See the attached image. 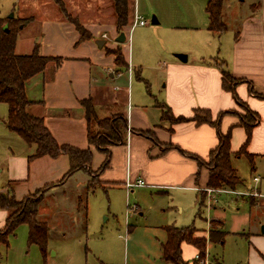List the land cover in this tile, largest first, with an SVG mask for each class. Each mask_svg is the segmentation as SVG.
<instances>
[{
	"label": "rangeland",
	"instance_id": "1",
	"mask_svg": "<svg viewBox=\"0 0 264 264\" xmlns=\"http://www.w3.org/2000/svg\"><path fill=\"white\" fill-rule=\"evenodd\" d=\"M132 1L129 0V26L133 22ZM59 2L62 7L58 6ZM133 2L136 14L146 23L145 26H137L153 27L158 29V34L154 35L144 48L138 49L137 55L144 61L145 66H137V74L134 71L129 75L127 73L129 67L121 71H126V76H132L130 78L134 93L143 101L145 110H148L150 115H158L162 110L159 107L162 99L160 94H164L163 86L166 84L165 80H161L159 66L167 63L171 58H176L177 55L171 44H178L177 49L182 51L189 46L193 53L204 55L206 61H210L211 57L220 67V62H223L226 53L223 37L226 35L211 32L214 35H208L205 29L204 36L187 29H169L171 15L174 14L173 18H175L178 12L181 21H184L181 13H188L189 19L193 15L197 23L201 21L206 24L207 16L204 8L207 0H134ZM62 9L79 24L86 27L95 25L102 29V39L92 37L95 40L105 41L102 49L105 46L110 49L119 46L115 44L118 34L111 0H0V18H8L12 15L13 18L22 20L21 24H24L19 27L17 36L19 53L28 54L30 45L34 43L37 44L38 54H43L40 46L45 42L42 34L46 29L49 33L45 34V39L65 48V34L56 29L54 32L50 31V28L54 29L57 20L66 21ZM153 18L158 23H152ZM106 26H112V32ZM129 29L123 32L125 35L123 44L126 48L125 59L127 61L129 56L130 65L132 51L136 46L133 49L131 38L126 41V33ZM162 29L165 31H160ZM131 31L127 36L130 34V37L132 36ZM58 36L62 39L60 40ZM200 39H204V42ZM62 51L63 54L67 53L65 50ZM135 59L137 60V57L133 55V62ZM223 68L225 67L222 66ZM102 76L105 88L112 91L113 95L116 93L112 88L116 87L121 88L119 94H125L128 86L125 80H113L105 73ZM126 76L124 78H127ZM40 78L41 76L35 77L27 85V88L31 85L27 92V96L31 99L33 94L36 99H42L43 84L39 83ZM101 97L103 96L98 94L92 99L98 119L107 118L110 113H122L121 111L125 109L126 102L118 100L115 103L113 100L105 101ZM27 110L28 114L35 116L38 115L36 112L41 110V107L35 106ZM6 115L7 107L0 103V122L6 118ZM91 131L93 135L101 132L95 124H92ZM14 136V142L12 135L7 140L0 137V194L3 198H13L18 201L40 187L39 191L44 195L38 205V221L47 223L48 232L44 256L38 245L28 242L27 225L19 224L7 237L6 244L0 243V264H165L161 260L160 250L166 240L164 227L178 229L193 227L197 231H206L211 219L222 221L223 231L227 234L223 245H210L202 264H239L238 259H242L243 264H247V252L250 249L248 235L255 232L261 234V229L264 227V179L260 180L258 173L251 172L252 167L246 159L235 161L233 157L231 158V165L236 168L237 176L243 181L234 191L238 194L215 191L211 194L212 198L208 199L207 193H204L202 196L205 199L198 211L195 194L190 197H179L182 193H177V202L172 200V192L157 193L156 190L147 189L146 185L141 189H133L132 192H126L120 184L111 185L107 181L93 189L88 187L91 178L96 179L100 167H102L99 170L101 175L105 174L104 177L100 175V179L104 181L116 179L121 170L119 163L113 165V170L110 169L112 165L109 161L103 165L106 154L96 148L91 149L95 161L91 162L89 173L75 172L65 177L60 185L50 187L56 185L57 181L62 180L63 175H66V172L60 173L59 167H56L57 170L51 167L49 172L44 171L43 167L38 168L37 173L32 170L31 176L36 180L35 183L32 180L27 183L15 181L7 184L6 157L14 153L18 160L28 161L34 153V147H27L17 135ZM97 159L98 163H96ZM55 172L60 175L56 177ZM255 177H258L261 183H254ZM44 181L49 186H42ZM257 189H260L263 196L258 197L255 192ZM253 193H256L257 199L251 204L248 197ZM6 214L7 219L8 213ZM6 219L0 220V231L4 229Z\"/></svg>",
	"mask_w": 264,
	"mask_h": 264
},
{
	"label": "crops",
	"instance_id": "2",
	"mask_svg": "<svg viewBox=\"0 0 264 264\" xmlns=\"http://www.w3.org/2000/svg\"><path fill=\"white\" fill-rule=\"evenodd\" d=\"M133 1L134 22L137 14ZM181 14L184 16V21H181L179 12L175 18H173L174 14L171 15L168 23L169 29H187L195 33L198 32L201 36H204L205 29L209 33L208 35H214L207 30L208 21L206 24L201 21L197 23L193 15L189 19L188 13ZM222 20L227 26V30L222 33V35H226L223 36L225 38L224 48H226L223 57L225 68L223 69L232 78L239 81L234 88L236 97L245 103L249 110L256 113L259 118L258 123L250 131V138L245 145L246 154L241 153L240 156L232 157L235 161L241 158L246 159L252 167L251 172L258 173L257 176L260 180L261 178L263 180L264 99L257 98L253 93L264 94V0H223ZM82 26L95 39H102L103 32L98 26ZM55 29L65 34L66 44L65 48H62L56 42L45 39V34L49 33L47 29L42 34L45 42L41 44L42 49L40 46V51L43 50L41 55L62 58L59 63H48L44 72L35 76H41L38 81L43 84L42 99H36L34 94L32 99L27 96L28 89L31 86L27 88V85L35 77L26 84V97L32 102H41V104L32 106L41 107V110L36 112L38 115L34 117L43 119L45 126L59 144H67L79 149L89 147L93 150L95 147L88 143L87 126L81 101L87 98L94 99L96 95L101 94L103 96L101 98L105 101L113 100L116 103V101L121 100V102H126L125 109L121 111L122 113H110L107 118H103L113 119L115 116L122 115L126 119L127 128L122 133V143L107 148L110 156L109 163L112 165L110 169L113 170L114 164H121L118 177L104 181L99 176L100 181L102 183L107 181L111 185L120 184L126 192H132L133 189L141 188L134 186L127 189V184H135L140 180L144 182L147 189L156 190L157 193L168 194V191L172 192L173 201H177V193H182L179 197H190L195 194L196 202H198V195L201 196L200 192H204L206 189L207 170L204 168L198 169L197 163L182 155L180 151L206 159L208 154L218 145L216 129L206 124L196 125L192 121L173 123L169 120H162V110L159 111L158 115H150L148 110H145L143 101L134 93L132 78H130L132 76H126V71L116 70L113 64L114 57L105 54L104 49L108 47L98 49L95 39L77 43L80 37L74 27L67 21L57 20L54 29L50 28V31L54 32ZM112 29V26L108 27L111 32ZM130 33H132V36L130 37V34L128 39L131 38L133 49L136 46V52L135 50L132 51L130 65L129 56L127 59L129 67L127 73L129 75L131 72L136 71L137 66L144 64V61L137 55L138 49L144 48L148 41L158 34V29L134 26ZM59 39L61 40L62 37L60 36ZM200 40L204 42V39ZM17 42L18 40H16L15 53L18 55H28L37 46V44L32 43L28 54L19 53ZM124 45L120 44L123 53L126 49ZM177 45L176 43L171 44L174 53L177 55L184 53L182 55H185L187 59L186 62H181L177 58H171L167 63L165 62L159 66L161 80H165L166 83L163 86L164 94H160L162 97L161 106L167 107L174 119L178 117L191 118L196 110L209 111L212 120H215L221 112L237 111L242 113L234 100L233 94L222 88V67H218L219 65L213 62L211 57L210 61H206L204 55L193 53L189 46L182 51L177 49ZM62 50L67 53L63 54ZM133 55L135 58L137 57L135 62H133ZM103 73L109 75V78L113 80H125V83H128L125 94H119L121 88H112L113 92L116 93L115 95L112 94V91L106 89L105 83H103ZM124 76L127 78H124ZM238 122V118L232 115H224L219 122L221 133L226 134L231 129L230 152L232 154L238 153L246 141V131L238 126ZM140 132H152L158 144H154L148 138L141 136ZM11 135L14 142V133L10 132L1 121L0 137L7 140L10 139ZM169 146L178 149H170ZM66 158L62 155L57 159L43 157L28 162L24 159L18 160L15 154L11 153L10 156L6 157L8 162L5 164L7 184L15 181L27 183L32 182V180L35 183L36 180L31 176V171L37 173L38 168L41 169V167L48 172L51 167L54 170L59 167L60 173H67L69 160ZM94 161L95 158L92 157V163ZM96 163H98V159ZM232 168L237 171L235 167L232 166ZM198 173L199 177L195 181ZM55 174H57L56 177L60 175L56 172ZM101 176L104 177L105 174ZM260 180L255 182L253 178L254 183H261ZM45 182L42 186H48V183L45 184ZM259 188H261L260 185ZM255 192H257L258 197L263 196L260 189L255 190ZM248 199L249 203L253 204L255 203L254 199L257 198L250 196ZM200 207L197 204L198 211H200ZM6 215V212L1 210L0 220L6 219ZM208 229L209 225L204 234L206 236ZM248 241L250 249L247 252V264H264V235L259 232L252 233L250 236L248 235ZM210 245H206V252L209 250ZM181 251L182 259L185 262L190 263L192 262L190 260L195 259L197 256L195 249L187 244L181 246ZM243 262L242 259H238L239 264H243Z\"/></svg>",
	"mask_w": 264,
	"mask_h": 264
},
{
	"label": "trees",
	"instance_id": "3",
	"mask_svg": "<svg viewBox=\"0 0 264 264\" xmlns=\"http://www.w3.org/2000/svg\"><path fill=\"white\" fill-rule=\"evenodd\" d=\"M115 13V29L117 34L125 32L130 28V11L129 0H111ZM222 3L223 0H207L205 13L207 16V30L222 34L227 30V26L222 20ZM59 7L62 4L58 3ZM66 18V21L71 24L80 37L78 42L92 40V35L77 22L76 19L70 18L64 9L61 11ZM19 18H0V103L7 107L6 118L2 121L5 127L12 133L16 134L24 144L31 148L34 147V153L28 158V161H33L39 158L48 157L57 159L64 155L69 160V170L63 179L60 180L54 187L62 184L65 177L72 175L75 172H88L92 162V152L88 147L79 149L67 144H59L51 135L44 124L43 119L34 117L28 114V108L41 104V102H32L26 97V84L35 76L44 72L46 66L50 62H61L62 58L42 56L37 52L35 46L32 52L28 55H18L15 53L16 40L21 24ZM130 29L128 30L129 33ZM126 33V36L128 35ZM116 49L105 48L107 56H113V64L116 70H127L128 63L125 59L120 44ZM224 62H220V67ZM219 67V66H218ZM239 83L230 76L224 69L221 70V85L222 88L233 94L234 100L242 113L237 111L221 112L215 120H212L210 112L207 110H196L191 118L178 117L173 118L170 110L161 106L162 120H169L173 123L194 122L196 125H210L216 129L218 137V145L208 154L206 159H202L196 155L180 151L182 155L194 160L198 169L204 168L207 170L208 179L206 189L215 191H232L234 192L240 185L242 180L236 175V171L232 168L231 157L240 156L245 153V145L250 138L252 127L258 123L256 113L248 109L245 103L238 99L234 93L235 86ZM257 98L264 99V94L253 93ZM81 106L84 110L85 121L87 126L88 143L94 146L99 152L106 154V160L103 165L108 163L109 152L107 148L116 144L122 143L123 131L127 128L126 119L124 116H115L113 119H98L95 108L92 104V99L87 98L81 101ZM224 115H232L238 118V126L246 131V141L240 151L236 154L230 152L231 129L223 134L219 130L220 119ZM92 124L101 130L100 133L93 135L91 131ZM141 136L148 138L154 144H158L152 132H140ZM168 148L178 149L177 147L169 146ZM250 157V156H248ZM102 165V166H103ZM102 167L99 168V170ZM96 173V179L91 178L88 187L96 188L102 181L99 180L100 171ZM199 177L196 175L195 181ZM94 180V181H93ZM93 181V183H92ZM49 186V185H48ZM203 193L198 195V206L203 205ZM35 194V195H34ZM44 193H40L39 189L31 195L24 197L21 200L13 198L6 199L0 194V210L8 213L4 229L0 231V243L6 244L7 237L13 233L19 224H25L28 227V242L38 245L42 254L45 256V244L48 232L46 222L38 221V205L40 204ZM222 222L219 220H209V229L207 236L205 231H197L193 227L178 229L175 227H164L163 231L166 235V240L161 245V260L165 264H200L205 258L206 245H223L226 232L222 230ZM202 234V235H200ZM183 244L190 245L196 251L198 259H193L192 262H185L182 259L181 246Z\"/></svg>",
	"mask_w": 264,
	"mask_h": 264
},
{
	"label": "built area",
	"instance_id": "4",
	"mask_svg": "<svg viewBox=\"0 0 264 264\" xmlns=\"http://www.w3.org/2000/svg\"><path fill=\"white\" fill-rule=\"evenodd\" d=\"M137 25H139V26H145L146 25L145 21L141 17H139L138 15L135 16L134 22L130 26V31H131V28H133L134 26H137ZM127 40H128V36H126V41ZM254 181L257 182L258 181V178H254ZM134 186L141 188V187L144 186V182L138 180L135 184H127V189L132 188ZM204 192L207 193L206 197L208 199H211L212 198L211 194L214 193V191L213 190H210V189H205ZM220 192H225V191H220ZM228 192L229 193H232V194H238V193H235V192H232V191H228ZM244 195H247V194H244ZM249 196H256V193H253L252 195H249ZM195 259L197 260L198 259V256H196ZM203 261H201L200 264H202Z\"/></svg>",
	"mask_w": 264,
	"mask_h": 264
},
{
	"label": "water",
	"instance_id": "5",
	"mask_svg": "<svg viewBox=\"0 0 264 264\" xmlns=\"http://www.w3.org/2000/svg\"><path fill=\"white\" fill-rule=\"evenodd\" d=\"M8 18L11 19V18H13V16L11 15ZM152 23L156 24V23H158V21L155 18H153L152 19ZM124 42H125V35H124V33H120L118 35V37L115 39V43L123 44ZM95 44H96L98 49H101L102 46L105 44V41H103V40H95ZM175 57L181 62H186V59H187L185 55H181V54H178ZM261 234H264V227H262V229H261Z\"/></svg>",
	"mask_w": 264,
	"mask_h": 264
}]
</instances>
